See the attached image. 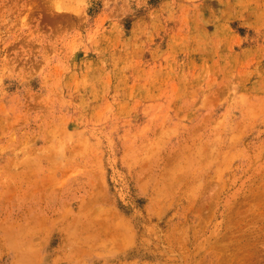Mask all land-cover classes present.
<instances>
[{
    "label": "rangeland",
    "instance_id": "rangeland-1",
    "mask_svg": "<svg viewBox=\"0 0 264 264\" xmlns=\"http://www.w3.org/2000/svg\"><path fill=\"white\" fill-rule=\"evenodd\" d=\"M0 264H264V0H0Z\"/></svg>",
    "mask_w": 264,
    "mask_h": 264
}]
</instances>
